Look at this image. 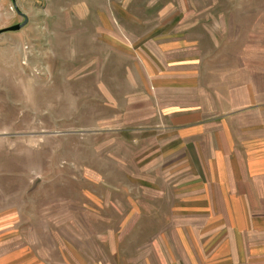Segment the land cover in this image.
Wrapping results in <instances>:
<instances>
[{
  "label": "rangeland",
  "instance_id": "rangeland-1",
  "mask_svg": "<svg viewBox=\"0 0 264 264\" xmlns=\"http://www.w3.org/2000/svg\"><path fill=\"white\" fill-rule=\"evenodd\" d=\"M24 21L0 264H264V0H0Z\"/></svg>",
  "mask_w": 264,
  "mask_h": 264
},
{
  "label": "water",
  "instance_id": "water-1",
  "mask_svg": "<svg viewBox=\"0 0 264 264\" xmlns=\"http://www.w3.org/2000/svg\"><path fill=\"white\" fill-rule=\"evenodd\" d=\"M27 21H24L23 23L21 24H15V25H12V26H8V27H4V28H0V33H4L6 31H16V30H19L23 25L26 24Z\"/></svg>",
  "mask_w": 264,
  "mask_h": 264
},
{
  "label": "crops",
  "instance_id": "crops-1",
  "mask_svg": "<svg viewBox=\"0 0 264 264\" xmlns=\"http://www.w3.org/2000/svg\"><path fill=\"white\" fill-rule=\"evenodd\" d=\"M259 159H260V166H262V165L264 166V159H262L261 157Z\"/></svg>",
  "mask_w": 264,
  "mask_h": 264
}]
</instances>
